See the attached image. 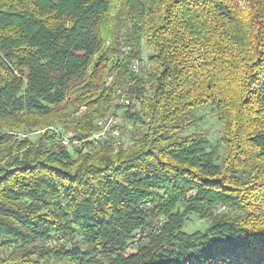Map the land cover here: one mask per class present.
<instances>
[{
  "label": "trees",
  "instance_id": "trees-1",
  "mask_svg": "<svg viewBox=\"0 0 264 264\" xmlns=\"http://www.w3.org/2000/svg\"><path fill=\"white\" fill-rule=\"evenodd\" d=\"M0 264H264V0H0Z\"/></svg>",
  "mask_w": 264,
  "mask_h": 264
},
{
  "label": "built area",
  "instance_id": "built-area-1",
  "mask_svg": "<svg viewBox=\"0 0 264 264\" xmlns=\"http://www.w3.org/2000/svg\"><path fill=\"white\" fill-rule=\"evenodd\" d=\"M133 67L135 70H138L139 64H135ZM118 95H119V100L117 102L118 104H121L123 106L129 105L130 101L126 99L122 91H120ZM121 125H122L121 119L119 117L112 115L110 118H108L107 126L99 127L100 130L91 136V138L89 139L90 142H94V143L109 142L111 140L119 139L121 137ZM62 143L65 146H69L71 144L80 145L79 142L77 141L72 142L68 138H63Z\"/></svg>",
  "mask_w": 264,
  "mask_h": 264
},
{
  "label": "rangeland",
  "instance_id": "rangeland-1",
  "mask_svg": "<svg viewBox=\"0 0 264 264\" xmlns=\"http://www.w3.org/2000/svg\"><path fill=\"white\" fill-rule=\"evenodd\" d=\"M144 56H147V53H145V55ZM145 60H147V57H145ZM205 118L203 119V120H208V118L209 119H211V112L209 111V113L207 114V113H205ZM217 119V118H216ZM217 123L219 124V122H218V120H217ZM125 124H126V127H129L130 126V124H128V123H126L125 122ZM128 124V125H127ZM213 125L215 126L212 130H211V134L213 135V137H211L212 139H211V141L212 142H216V141H218V140H220V135H218L217 134V132H219V130H220V127H219V125H215V121H213ZM208 128V127H207ZM207 128H205V129H207ZM130 131L131 130H125V131H123L124 133H123V141L125 142V144H129L130 143ZM193 132H195L194 131V128H189V129H187L186 130V132H185V134L187 135V134H192ZM214 132V133H213ZM202 226L200 225V223L199 222H196L195 224H191L190 226H188L187 227V230L188 231H194V230H196V229H199V228H201Z\"/></svg>",
  "mask_w": 264,
  "mask_h": 264
},
{
  "label": "bare ground",
  "instance_id": "bare-ground-1",
  "mask_svg": "<svg viewBox=\"0 0 264 264\" xmlns=\"http://www.w3.org/2000/svg\"><path fill=\"white\" fill-rule=\"evenodd\" d=\"M107 123H108V118L107 119H104V120H100L98 122V126L99 127H104V126H107ZM96 143H103L105 144L106 142H96ZM99 145V144H98ZM107 145V144H106Z\"/></svg>",
  "mask_w": 264,
  "mask_h": 264
}]
</instances>
